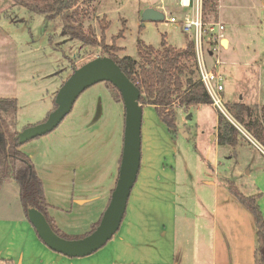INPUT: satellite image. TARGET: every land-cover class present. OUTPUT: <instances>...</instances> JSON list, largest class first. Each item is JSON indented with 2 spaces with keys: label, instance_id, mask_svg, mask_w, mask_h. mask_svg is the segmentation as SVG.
Wrapping results in <instances>:
<instances>
[{
  "label": "rangeland",
  "instance_id": "rangeland-1",
  "mask_svg": "<svg viewBox=\"0 0 264 264\" xmlns=\"http://www.w3.org/2000/svg\"><path fill=\"white\" fill-rule=\"evenodd\" d=\"M174 3V0H163L162 3L158 0H90L84 25L93 26L100 39L97 19L105 18L109 25L104 31V41L108 44L121 32L115 40V45L120 48L116 51L119 56L136 57L138 39L158 48L164 38L172 46L182 47L188 37L179 23L169 22L168 18L173 15L181 19L185 10L177 9ZM161 4L165 8L162 20L142 21L144 8H158ZM217 4L215 11L204 8V16L207 20L221 22L223 34L229 38V47L222 49L220 41L218 56L215 54L224 63L218 68L223 85L221 103L228 113L229 104L234 102L262 105L264 7L260 0H219ZM2 8L0 28L16 46L14 65L19 96L14 129L21 130L42 121L54 108L56 90L72 72V62L78 67L100 56L101 52L98 47H89L63 34L58 17L46 19L12 5ZM214 57L207 61L213 62ZM259 105H255L253 115L258 113ZM217 112L211 104L178 108L177 133L172 137L153 106L142 108L141 157L158 154L174 173L176 236L173 264H211V219L223 188L208 180L216 181L215 177L219 175L220 181L227 185L228 180L234 181L246 195L255 191L252 184L255 173L249 174L247 170L250 162L255 165V160L262 159L246 135L253 137L243 130L246 135L242 133L236 149L238 157L229 158L230 146H218L210 139V134L216 130ZM123 127V103L114 99L110 84L100 81L79 94L71 110L53 130L21 144L20 148L30 156L37 174L44 178L41 180L44 189L46 187L47 200L66 210L65 224L60 230L65 235L81 237L100 215L97 209L102 207L107 186L117 178ZM180 129H185L187 137ZM224 169L228 171V178L222 174ZM9 183L14 184L12 192L7 189L11 188ZM243 183L246 185L242 186ZM135 185L128 204L134 200ZM72 194L74 197L89 196L90 201L78 210L70 198ZM21 215L24 214L18 186L10 179L0 191V216ZM0 264L3 263L0 261Z\"/></svg>",
  "mask_w": 264,
  "mask_h": 264
},
{
  "label": "crops",
  "instance_id": "crops-1",
  "mask_svg": "<svg viewBox=\"0 0 264 264\" xmlns=\"http://www.w3.org/2000/svg\"><path fill=\"white\" fill-rule=\"evenodd\" d=\"M261 3L264 7L262 1ZM10 5H12L11 0H0V8ZM224 41H226V44L223 43ZM221 42L222 49L229 47L227 35L224 34ZM184 46L185 44L182 47ZM15 48L13 40L0 28V97L18 99L19 96L17 72L14 65ZM212 57L214 55L205 54L208 66L212 62H208L207 59ZM221 64L224 63H220L218 67ZM246 105L250 114H252V112H256L257 106L255 105L259 104ZM215 129L217 130V125ZM216 130L210 134V139L217 144ZM179 131L187 137L185 129ZM171 136L175 137V135ZM20 149L22 150V148ZM22 151L26 153V150L23 149ZM257 151L260 153L261 156L259 157L262 160L253 158L252 160H255L256 164L253 165L251 162L249 164L247 172L249 174L255 173L252 181L255 191L249 195L260 194L258 204L264 217V154L259 150ZM230 152L231 147L229 158L231 157ZM29 154L32 157V154ZM38 174L41 179H44L40 173ZM222 174L225 175V178L229 177L227 175L228 171L225 169ZM217 176L215 177L216 181L214 179L207 181L216 187H220V189L223 188L219 192L221 196L216 200L215 211L211 219V264H255V230L251 215L227 191V184L220 181ZM115 181L116 177L107 186L102 207L97 209L100 215L102 208H105L107 204L110 190ZM134 184L137 187L136 192H134L135 197L132 203H127V211L125 210V216L119 226L120 230L103 248L101 247L86 256L69 257L50 249L42 242L25 215L19 217L0 216V261L3 264H173L176 236L173 170L164 164L163 158L158 154L143 155ZM9 185L11 188L7 189L12 192L14 184L9 183ZM243 185L246 184L243 183ZM44 194L46 201H48L46 187ZM70 198L76 203L78 210L81 209L79 207L90 201L89 196L74 197L72 194ZM48 204L51 205V207H47L48 215L53 219L55 226L62 230V224H65L64 215H66V210L54 201H48Z\"/></svg>",
  "mask_w": 264,
  "mask_h": 264
},
{
  "label": "trees",
  "instance_id": "trees-1",
  "mask_svg": "<svg viewBox=\"0 0 264 264\" xmlns=\"http://www.w3.org/2000/svg\"><path fill=\"white\" fill-rule=\"evenodd\" d=\"M11 2L12 6L25 8L31 13L43 15L46 19L58 17L63 34L89 47L100 48V56L111 57L138 87L140 91L138 102L142 108L145 105L153 106L170 135L177 133L178 108L211 104V99L199 80L191 40H187L184 47H174L162 38L157 48L138 39L136 57L119 56L116 51L120 48L115 45V40L122 33L119 32L117 36H113L111 43H106L104 31L109 22L105 18L97 19L100 39L97 38L93 26L89 24L85 27L84 21L88 16L90 0H11ZM215 5L216 0H205V11H215ZM3 14L7 16L6 12ZM75 67L76 65L72 62L71 71ZM106 82L114 91V99L122 101L119 90L109 81ZM17 110L16 98L0 97V188L6 181L13 180L18 186L19 200L27 220V209L34 207L45 215L57 234L73 238L62 233L47 213L49 204L45 198L43 182L30 156L20 149L21 144L17 138L19 130L14 129ZM229 113L264 147V105H261L258 113L253 115V112L250 114L246 104L234 102L229 104ZM216 125L217 144L230 146V155L236 159V149L241 143L242 133L221 112H217ZM227 191L250 213L255 230V264H264V217L258 204L260 194L246 195L235 186L232 180H228ZM100 216L87 233L95 228Z\"/></svg>",
  "mask_w": 264,
  "mask_h": 264
},
{
  "label": "water",
  "instance_id": "water-1",
  "mask_svg": "<svg viewBox=\"0 0 264 264\" xmlns=\"http://www.w3.org/2000/svg\"><path fill=\"white\" fill-rule=\"evenodd\" d=\"M261 1L264 4V0ZM141 19L159 21L163 19V14L158 9L146 7L141 12ZM100 81H109L119 90L124 107V127L117 178L98 224L84 236L66 238L52 229L41 211L34 207L27 209L28 220L42 242L50 249L69 257H82L98 250L111 239L122 222L140 168L142 124V106L138 102L140 91L111 57L96 56L75 67L62 82L54 96L55 107L42 121L28 125L17 133L18 142L22 144L50 132L71 110L79 94Z\"/></svg>",
  "mask_w": 264,
  "mask_h": 264
},
{
  "label": "built area",
  "instance_id": "built-area-1",
  "mask_svg": "<svg viewBox=\"0 0 264 264\" xmlns=\"http://www.w3.org/2000/svg\"><path fill=\"white\" fill-rule=\"evenodd\" d=\"M161 3L163 0H158ZM175 7L177 9L185 10L184 17L177 19L171 15L168 18L169 22L179 23L183 32L193 43L195 57L197 62V68L199 73V80L205 87L210 99L211 105L217 108L219 112L224 114L226 118L244 135L246 131L241 124L233 119L231 115L228 116V112L225 110L221 103V91L223 90L222 75L219 71V64L222 63L217 55L218 47L221 45L220 41L223 39L224 26L217 20H207L204 16L205 0H174ZM217 6L219 5V0ZM154 8V7H153ZM218 8V7H217ZM159 11L165 10L161 4L158 6ZM212 54L215 56L213 62L208 66L205 54ZM178 107V106H176ZM228 113V114H226ZM244 130V131H243ZM246 137L255 145V147L264 154V147L256 141L254 138L251 139Z\"/></svg>",
  "mask_w": 264,
  "mask_h": 264
},
{
  "label": "bare ground",
  "instance_id": "bare-ground-1",
  "mask_svg": "<svg viewBox=\"0 0 264 264\" xmlns=\"http://www.w3.org/2000/svg\"><path fill=\"white\" fill-rule=\"evenodd\" d=\"M223 43L226 44V41H224Z\"/></svg>",
  "mask_w": 264,
  "mask_h": 264
}]
</instances>
